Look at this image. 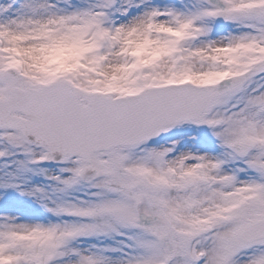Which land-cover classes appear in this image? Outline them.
Listing matches in <instances>:
<instances>
[{
  "label": "snow or ice",
  "instance_id": "obj_1",
  "mask_svg": "<svg viewBox=\"0 0 264 264\" xmlns=\"http://www.w3.org/2000/svg\"><path fill=\"white\" fill-rule=\"evenodd\" d=\"M0 264H264V0H0Z\"/></svg>",
  "mask_w": 264,
  "mask_h": 264
}]
</instances>
